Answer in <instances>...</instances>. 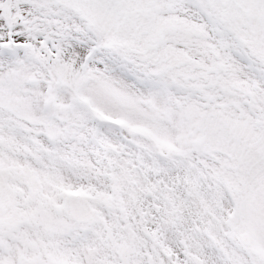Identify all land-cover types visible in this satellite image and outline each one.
Returning <instances> with one entry per match:
<instances>
[{
  "label": "snow or ice",
  "instance_id": "obj_1",
  "mask_svg": "<svg viewBox=\"0 0 264 264\" xmlns=\"http://www.w3.org/2000/svg\"><path fill=\"white\" fill-rule=\"evenodd\" d=\"M0 264H264V0H0Z\"/></svg>",
  "mask_w": 264,
  "mask_h": 264
}]
</instances>
